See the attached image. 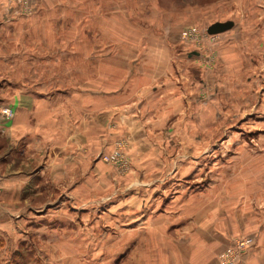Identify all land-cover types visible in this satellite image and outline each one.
I'll return each mask as SVG.
<instances>
[{
	"label": "rangeland",
	"instance_id": "374dc122",
	"mask_svg": "<svg viewBox=\"0 0 264 264\" xmlns=\"http://www.w3.org/2000/svg\"><path fill=\"white\" fill-rule=\"evenodd\" d=\"M5 9L0 125L12 76L60 92L54 111L91 127L75 180L44 190L30 179L13 200L1 182L25 179L44 149L22 153L0 127V204L16 212L0 264H221L245 240L236 264H264V0H0ZM172 80L187 86L182 107L177 88L152 94Z\"/></svg>",
	"mask_w": 264,
	"mask_h": 264
},
{
	"label": "crops",
	"instance_id": "0c3cea01",
	"mask_svg": "<svg viewBox=\"0 0 264 264\" xmlns=\"http://www.w3.org/2000/svg\"><path fill=\"white\" fill-rule=\"evenodd\" d=\"M9 9H5L4 15H0L1 21L8 20ZM175 82L176 84L172 80L169 85L167 82L150 88L154 96L160 97L163 94L158 89L177 88L179 91L173 93L172 96H175L174 103L182 107L183 102L188 100L187 86L182 81H180L182 84ZM29 85L24 78L18 79L12 76L8 78L5 86L8 99L4 102V107L12 109L13 115L10 119L1 121L0 127H3L4 135L12 145H21L22 153H25V151L35 153L37 151L38 156H40L43 153L41 148L43 147L44 159L39 161L35 171L27 174L25 179L19 181L18 179L9 178L1 182V195L6 200L17 199L21 193L20 188L30 179H35L43 186L44 190L57 189L67 180L70 181L71 177L75 180L78 167L77 157L78 154L80 155L78 144L87 143V133L91 127V117L87 115H74L65 112L61 115L59 112L54 111V106L58 103L56 97L60 96V92L46 94L37 86ZM32 87H35V90ZM66 96H68L69 103H76L77 94L75 92ZM33 105L35 106L34 110ZM38 106L43 108L44 112H40L39 109L36 111ZM120 108L119 110L123 115L136 113L129 104L123 103ZM127 128H129L131 135L133 125L128 124ZM75 183L76 181H72V186ZM63 195L67 199H72L71 195L65 193ZM15 216V209L0 204L1 237L12 238L11 234L14 229L12 220ZM9 243L11 244V242Z\"/></svg>",
	"mask_w": 264,
	"mask_h": 264
},
{
	"label": "built area",
	"instance_id": "2783aa9c",
	"mask_svg": "<svg viewBox=\"0 0 264 264\" xmlns=\"http://www.w3.org/2000/svg\"><path fill=\"white\" fill-rule=\"evenodd\" d=\"M196 35V30L191 29L188 30L187 32L183 33V37H189V36H195ZM206 36L208 37H215L217 34H208L207 32L205 33ZM1 114L5 119H9L11 117V111L9 108H3L1 110ZM250 243V240H245L240 246L238 245L236 247L235 251H232L231 249H227L221 254V259L220 263L221 264H236V262L240 259L242 253L247 250L248 244Z\"/></svg>",
	"mask_w": 264,
	"mask_h": 264
},
{
	"label": "water",
	"instance_id": "95a60500",
	"mask_svg": "<svg viewBox=\"0 0 264 264\" xmlns=\"http://www.w3.org/2000/svg\"><path fill=\"white\" fill-rule=\"evenodd\" d=\"M232 26L231 21L215 22L206 28L208 34H219L228 30Z\"/></svg>",
	"mask_w": 264,
	"mask_h": 264
}]
</instances>
